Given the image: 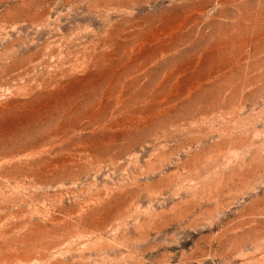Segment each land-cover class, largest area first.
<instances>
[{
    "label": "rangeland",
    "instance_id": "obj_1",
    "mask_svg": "<svg viewBox=\"0 0 264 264\" xmlns=\"http://www.w3.org/2000/svg\"><path fill=\"white\" fill-rule=\"evenodd\" d=\"M0 264H264V0H0Z\"/></svg>",
    "mask_w": 264,
    "mask_h": 264
}]
</instances>
